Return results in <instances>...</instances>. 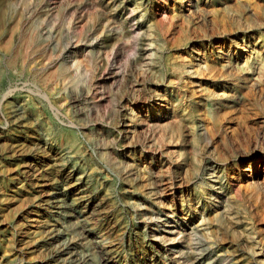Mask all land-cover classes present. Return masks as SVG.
I'll use <instances>...</instances> for the list:
<instances>
[{"label": "rangeland", "instance_id": "374dc122", "mask_svg": "<svg viewBox=\"0 0 264 264\" xmlns=\"http://www.w3.org/2000/svg\"><path fill=\"white\" fill-rule=\"evenodd\" d=\"M0 264H264V0H0Z\"/></svg>", "mask_w": 264, "mask_h": 264}]
</instances>
